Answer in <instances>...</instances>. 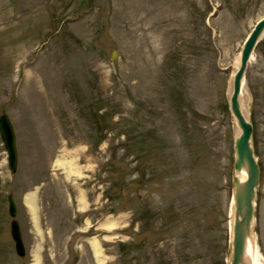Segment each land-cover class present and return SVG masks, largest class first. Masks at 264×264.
Listing matches in <instances>:
<instances>
[{
	"label": "rangeland",
	"instance_id": "374dc122",
	"mask_svg": "<svg viewBox=\"0 0 264 264\" xmlns=\"http://www.w3.org/2000/svg\"><path fill=\"white\" fill-rule=\"evenodd\" d=\"M263 17L264 0H0V117L19 154L12 174L0 135V264H100L93 239L103 264H226L240 133L229 99ZM240 101L264 264V35Z\"/></svg>",
	"mask_w": 264,
	"mask_h": 264
},
{
	"label": "water",
	"instance_id": "95a60500",
	"mask_svg": "<svg viewBox=\"0 0 264 264\" xmlns=\"http://www.w3.org/2000/svg\"><path fill=\"white\" fill-rule=\"evenodd\" d=\"M264 34V19L261 20L251 36L246 41L242 50L238 69L234 75L233 89L230 98L231 112L240 129V134L235 141L236 161L235 171L237 173L243 170L247 173L244 182L236 175L234 177V223L231 236V250L229 264H250L247 258V241L254 231V218L256 214L255 201L257 198V187L260 180V167L254 154L252 144L253 126L244 114L240 102V94L248 67V62L253 51ZM115 55H113V58ZM0 133L5 142L9 153L11 172L15 173L18 163L16 150L15 133L13 126L8 118L4 115L0 118ZM10 214L15 217L17 208L13 196H9ZM12 235L16 242L17 253L20 256L25 255V248L22 240V233L17 221L12 222Z\"/></svg>",
	"mask_w": 264,
	"mask_h": 264
},
{
	"label": "bare ground",
	"instance_id": "6f19581e",
	"mask_svg": "<svg viewBox=\"0 0 264 264\" xmlns=\"http://www.w3.org/2000/svg\"><path fill=\"white\" fill-rule=\"evenodd\" d=\"M239 63L237 64V67H238ZM65 164L63 163H57V166H63ZM70 173H75L76 175H80V171H76L75 169H68V175ZM237 176L240 178V180L242 182H244L247 178V173L246 171H242L240 173H237ZM29 201H31L29 199ZM31 208L33 211H35V208H34V204L31 205ZM234 203H233V200H232V203H231V207H230V228L232 230V225H233V219H234ZM112 227V225L109 226V228ZM253 229H254V226H253ZM90 247H92L93 249V253H94V256L96 259L100 260L99 263L100 264H103V261L101 259V256H102V249H101V246L98 242L97 239H93L91 241V243L89 244ZM259 254H260V248H259V245H258V242H257V234L255 233V231H253L252 233V236L248 238V241H247V258H248V261L250 264H260V258H259ZM36 262L33 263V264H40V259L39 257H37V259L35 260ZM233 264V263H232Z\"/></svg>",
	"mask_w": 264,
	"mask_h": 264
}]
</instances>
